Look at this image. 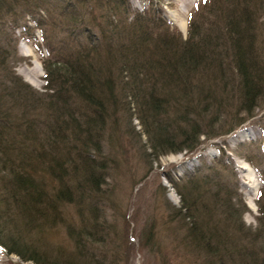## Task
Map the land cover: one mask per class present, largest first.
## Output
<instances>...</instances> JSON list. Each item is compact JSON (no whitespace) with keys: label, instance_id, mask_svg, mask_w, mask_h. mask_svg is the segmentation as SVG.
Wrapping results in <instances>:
<instances>
[{"label":"trees","instance_id":"obj_1","mask_svg":"<svg viewBox=\"0 0 264 264\" xmlns=\"http://www.w3.org/2000/svg\"><path fill=\"white\" fill-rule=\"evenodd\" d=\"M50 1L60 23L51 20ZM201 4L183 41L158 10L132 14L128 0H0V32L26 31L32 22L49 55L39 94L4 73L9 57L7 40L0 39V246L8 254L33 264L128 260L106 222L104 211L116 201L105 189L110 161L102 141L107 123L115 125L130 100L156 156L191 153L201 136L219 134L203 132L204 121L214 130L231 115L225 134L264 106V22L257 25L264 0ZM205 16L208 27L200 33ZM250 145L243 157L255 166L260 146ZM221 161L202 162L183 184L170 180L183 202L170 207L171 234L200 264H264V188L260 227L252 232L223 195ZM212 188L217 191L209 193ZM59 226L73 248L47 240ZM155 236L150 231L146 240L160 253Z\"/></svg>","mask_w":264,"mask_h":264},{"label":"rangeland","instance_id":"obj_2","mask_svg":"<svg viewBox=\"0 0 264 264\" xmlns=\"http://www.w3.org/2000/svg\"><path fill=\"white\" fill-rule=\"evenodd\" d=\"M203 1L128 0V3L132 14H145L152 7L155 11L158 10L172 30H175L185 41L189 38V19ZM49 3V10L52 13L51 20L60 23L61 15L54 7V3L52 5L51 1ZM208 20L209 16H205L201 23L200 33L207 29L208 24L205 25V23H208ZM263 22L264 10L257 16V25L260 27ZM28 24L30 28L26 31L22 27H18L13 32L8 29L6 32H0V39L7 40L3 46H7V56L9 57L4 66L6 68L4 73L12 72L15 77L42 94L45 92L42 62L48 59L49 55L43 44L41 29L39 28V30L32 22H28ZM192 37L197 40V37ZM3 43L1 42V46ZM23 52L32 56H24ZM33 61H37L42 68L40 87L29 84L26 81L27 78L22 74L23 71H29L34 67ZM234 77L235 75L232 76L233 80ZM232 79L228 76V86ZM1 86L9 85L3 83ZM129 99H127V103ZM130 101L128 110L121 108L117 113L118 121L115 125H112L110 121L107 123L102 141L105 157L110 161V178L105 189L111 190L114 201H116L114 202L116 206H112V208L108 206L104 211L106 222L115 229L114 244L122 246L121 252L124 257L125 253L129 255L128 260L125 258L121 264H160L161 260H168L171 264H200V261L195 259L196 255L189 249H185L182 242L177 240L179 237L173 238L171 229L176 225L168 224L166 218L170 207L180 209L183 204L170 180L172 179L178 184L185 183V180L193 175L202 162L205 165H212L213 162L222 160L221 164L227 169L218 167L217 170L222 174V184L220 185L223 195L228 199L231 197L230 205L241 216L246 228L254 232L260 227L257 203L260 191L264 188V173H261V170H264V150L262 148L264 146V106L256 108L253 117L246 119L245 123L225 134L222 133L232 126L231 123L225 122L231 115L220 118L224 120L217 124L214 130L207 129L204 126L207 122L204 121L202 123L203 132L219 134L211 138L201 136L199 146L191 153L184 151L156 156L151 150L149 137L145 134L146 129L141 124L140 114L132 100ZM235 105L236 103L228 107L227 110L234 114ZM224 123L225 125H223ZM221 125L223 126L220 127ZM241 134L244 135L241 136ZM250 144H254L255 148L260 146V151L255 150L254 153V156L257 157L260 152L255 166L246 163L243 157L250 153V149L247 150L248 145L252 147ZM237 161L249 166V172H241L237 167ZM216 166L221 165L217 164ZM253 189H256V196L252 194ZM213 191H217V189L212 188L209 193ZM252 198H254L253 207L250 205ZM65 212L73 215L71 208L66 209ZM150 231L156 235L155 240L159 242L160 253L153 252L154 246L151 248L150 242L146 240ZM46 236L53 245L73 248L72 241L65 235L61 226L50 230ZM125 237L128 242L124 241ZM0 248L4 252V254L0 253V264H33L32 262L25 263L15 255L8 254L1 246Z\"/></svg>","mask_w":264,"mask_h":264},{"label":"bare ground","instance_id":"obj_3","mask_svg":"<svg viewBox=\"0 0 264 264\" xmlns=\"http://www.w3.org/2000/svg\"><path fill=\"white\" fill-rule=\"evenodd\" d=\"M23 54H24V56H32L31 54H25V52H23ZM33 62H34V67L32 69H30L29 71H27V70L23 71L22 74L27 78L26 81H28L29 84H31L35 87H40L42 84V82L40 81V78L42 76V68H41V66L38 65L37 61H33ZM242 135H244V134H241V136ZM237 167L240 169L241 172H244V173H248L250 170L249 166L247 167L246 165H243L242 162H238V161H237ZM245 178H247V177H245ZM252 194L254 196H256V189L252 190ZM253 199L254 198H252V200L250 201V205L252 207L254 206L253 205ZM0 253L4 254V252L2 251L1 248H0Z\"/></svg>","mask_w":264,"mask_h":264}]
</instances>
